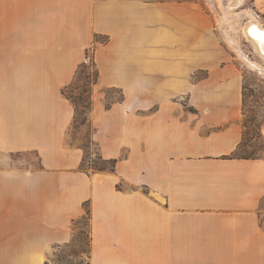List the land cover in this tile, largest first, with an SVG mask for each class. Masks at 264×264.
I'll return each mask as SVG.
<instances>
[{
	"label": "crops",
	"instance_id": "0c3cea01",
	"mask_svg": "<svg viewBox=\"0 0 264 264\" xmlns=\"http://www.w3.org/2000/svg\"><path fill=\"white\" fill-rule=\"evenodd\" d=\"M90 47L73 135L61 90ZM232 58L198 0H0V264H54L86 209L88 264H264V155L232 156ZM88 132L114 169L82 168Z\"/></svg>",
	"mask_w": 264,
	"mask_h": 264
},
{
	"label": "rangeland",
	"instance_id": "374dc122",
	"mask_svg": "<svg viewBox=\"0 0 264 264\" xmlns=\"http://www.w3.org/2000/svg\"><path fill=\"white\" fill-rule=\"evenodd\" d=\"M201 2L207 12L212 16L214 22V32L223 46L230 55L232 60L236 63L238 69L241 70L243 75V105L241 115L242 126V143L240 150L237 152V156L243 157H260L264 155V73L258 68H264V60L254 52L252 45L246 40L245 36L241 32V27L250 19V17H239L237 14L242 11L256 10L261 14V21L264 23V0H229V5L237 4V6L230 7L226 14L227 16H233L227 23V32L230 38L234 39L238 48L241 50L249 60L255 61L260 67H250L245 61L240 60L236 52L222 39L221 35L216 29V16H224L223 11L218 7L217 0H198ZM240 6V7H239ZM236 7V8H235ZM238 7V8H237ZM236 12V13H234ZM237 15V16H236ZM226 18V17H225ZM244 18V19H243ZM236 20V21H235ZM234 21V22H231ZM263 25V24H262ZM264 26V25H263ZM102 40V38H99ZM240 46V47H239ZM93 59L92 48L86 54V68L82 73L78 75L79 80H76L74 85L68 90V94L74 96L79 100V97L83 101L88 99V94L83 90L87 87V80L85 78L93 71L91 69V61ZM257 68V69H256ZM264 70V69H262ZM260 72V73H259ZM79 92V93H78ZM109 97H119L118 92L114 90H107ZM185 106H187L185 104ZM79 114L77 121L82 119L83 109L77 104ZM77 124L74 123L70 129V132L74 135ZM89 134L81 136L80 144L84 147V163L83 167L87 169L88 166L95 168H103L107 164L98 159L96 150L92 149L89 145ZM30 162L36 163L35 156L29 157ZM74 238L70 244L61 248L56 252V255L52 258L54 264H88L89 256V235H88V218L84 215L74 224Z\"/></svg>",
	"mask_w": 264,
	"mask_h": 264
},
{
	"label": "bare ground",
	"instance_id": "6f19581e",
	"mask_svg": "<svg viewBox=\"0 0 264 264\" xmlns=\"http://www.w3.org/2000/svg\"><path fill=\"white\" fill-rule=\"evenodd\" d=\"M218 1V7L223 11L224 16H216V29L218 33L221 35L222 39L236 52L237 57L240 60L245 61L250 67H260L261 65H258L255 61L249 60L241 50L238 48L237 42L230 38L228 32H227V23L230 18L233 16H227L226 12L230 7L237 6V4H233L230 6L229 0H217ZM228 8V9H227ZM236 8V7H235ZM238 8V7H237ZM230 10V9H229ZM236 13V12H234ZM239 17H250V19L241 27V32L245 36L246 40L252 45V48L254 52L257 53L263 60H264V26L260 23V20L256 17V15L253 13V11H242L241 13L237 14ZM236 15V16H237ZM226 17V18H225ZM244 19V18H243ZM236 21V20H235ZM234 22V21H231ZM248 23H252L257 28L252 29L251 31L248 30ZM261 27H258L260 26ZM240 47V46H239ZM257 69V68H256ZM260 69V72L262 71L264 73V68H258ZM259 72V73H260Z\"/></svg>",
	"mask_w": 264,
	"mask_h": 264
},
{
	"label": "trees",
	"instance_id": "16d2710c",
	"mask_svg": "<svg viewBox=\"0 0 264 264\" xmlns=\"http://www.w3.org/2000/svg\"><path fill=\"white\" fill-rule=\"evenodd\" d=\"M105 41H106V39L100 40L99 37H95V42H102L103 43ZM92 51H93V48H92ZM85 68H86L85 63H82L79 66V68L77 69L73 81L69 85L65 86L61 90L62 94L64 96H66L72 102V104L74 105V108H75L74 123H76L77 125L83 124V123L86 122V117H85V115H83V113H82V119H80V120L77 121V116L79 114V111L77 109V104L82 107L83 111H85V110H87V109L90 108V106H91V97H90V95H91L92 86L97 82V80H98V74H99L98 73V69L95 66L94 59H92V61H91V69L93 71L85 78V80H87V85H86L87 87H85L86 89L83 90L84 93H87L88 94V99L85 100V101H83L82 98L79 97V100H78L74 96L68 94L67 92L71 88V86L74 85V83L76 82V80H79L78 75L80 73H82ZM241 143H242V140H241L240 144L238 145L237 149L232 154V156L238 157V158H252V157L237 156V152L240 150ZM105 163L107 164V166H105V167H107L109 169H114L115 160H110V161H107ZM82 167H83V164H82ZM86 214H87V216L89 215V211L87 209H86Z\"/></svg>",
	"mask_w": 264,
	"mask_h": 264
},
{
	"label": "built area",
	"instance_id": "2783aa9c",
	"mask_svg": "<svg viewBox=\"0 0 264 264\" xmlns=\"http://www.w3.org/2000/svg\"><path fill=\"white\" fill-rule=\"evenodd\" d=\"M253 13L256 15V17L261 21L262 17L261 14H259V12H257L256 10L253 9ZM261 24L264 25V23L261 22Z\"/></svg>",
	"mask_w": 264,
	"mask_h": 264
},
{
	"label": "water",
	"instance_id": "95a60500",
	"mask_svg": "<svg viewBox=\"0 0 264 264\" xmlns=\"http://www.w3.org/2000/svg\"><path fill=\"white\" fill-rule=\"evenodd\" d=\"M249 25H248V30H252V29H254V28H257V26H255L254 24H252V23H248ZM258 27H261V25L260 26H258Z\"/></svg>",
	"mask_w": 264,
	"mask_h": 264
},
{
	"label": "snow or ice",
	"instance_id": "6c2138e0",
	"mask_svg": "<svg viewBox=\"0 0 264 264\" xmlns=\"http://www.w3.org/2000/svg\"><path fill=\"white\" fill-rule=\"evenodd\" d=\"M262 36H264V34H262Z\"/></svg>",
	"mask_w": 264,
	"mask_h": 264
}]
</instances>
